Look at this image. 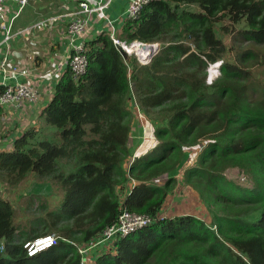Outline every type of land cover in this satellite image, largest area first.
Masks as SVG:
<instances>
[{
  "label": "trees",
  "instance_id": "16d2710c",
  "mask_svg": "<svg viewBox=\"0 0 264 264\" xmlns=\"http://www.w3.org/2000/svg\"><path fill=\"white\" fill-rule=\"evenodd\" d=\"M224 19L245 23L237 41L264 45V0H149L121 32L128 43L161 45L148 65L128 61L107 33L85 43L86 73L76 81L68 68L41 125L0 151V180L15 185L33 173L64 193L47 213L54 228L43 235H22L13 204L0 197V264H81L78 245L96 240L124 211L153 222L89 264H264V75L255 71L254 50H242L246 65L225 59L217 35ZM219 61L222 77L208 84V68ZM134 100L146 117L156 114L159 144L132 161ZM179 175L208 205L211 224L159 216ZM63 223L58 245L28 254L27 242Z\"/></svg>",
  "mask_w": 264,
  "mask_h": 264
},
{
  "label": "crops",
  "instance_id": "0c3cea01",
  "mask_svg": "<svg viewBox=\"0 0 264 264\" xmlns=\"http://www.w3.org/2000/svg\"><path fill=\"white\" fill-rule=\"evenodd\" d=\"M128 5L129 0H114L106 10L111 19L118 21L120 33ZM76 7L70 0H30L14 22L12 39L6 41L0 29V87L27 82L38 89L40 97L37 104L24 109L1 107L0 151L12 149L14 140L25 130L41 125V112L51 101L60 80L55 74L61 72L62 76L68 69L76 47L107 33L105 20L94 15L81 39L72 40L67 25L74 17L66 14L76 11ZM18 8L10 1L4 6L5 14L11 18Z\"/></svg>",
  "mask_w": 264,
  "mask_h": 264
},
{
  "label": "rangeland",
  "instance_id": "374dc122",
  "mask_svg": "<svg viewBox=\"0 0 264 264\" xmlns=\"http://www.w3.org/2000/svg\"><path fill=\"white\" fill-rule=\"evenodd\" d=\"M190 10L198 11L197 7L192 6ZM245 28V23L232 24L228 19H224L217 24V35L223 44L228 48L225 59L230 62L246 65L244 58L241 59L240 54L243 49H251L255 51L256 59L258 62L255 64V71L260 72V76L264 75V45H254L249 43H242L237 41V32ZM228 30L231 32L228 33ZM126 56V59L130 61L131 58L136 57L140 61L139 56ZM224 59V60H225ZM220 64L222 61H219ZM214 65L210 64L208 68L207 83L210 84L216 79L222 77V70L220 66L214 69ZM210 70H213L210 72ZM212 76L214 78L212 79ZM255 82V81H254ZM130 111L132 112L134 127L131 133V147L133 151V159L140 158L142 155L154 150L159 141L155 136L156 114L151 115V119L146 117L143 111L140 109L136 101H131ZM154 121V122H153ZM50 135V134H49ZM4 147V145H3ZM194 151H198L197 149ZM196 153V154H195ZM198 153L194 152L196 156ZM194 161L189 162V166L194 165ZM61 169L65 173H69L73 170L71 165L61 163ZM128 168V165L126 164ZM126 168V169H127ZM229 179H242L241 183L247 181L250 184V180L247 177H240L237 173L228 172ZM233 174H236L240 178H235ZM183 175L177 176L179 183L175 187L173 193L170 195L167 203L164 206V210L159 214L163 218H175L184 215H190L197 219L203 220L208 224L212 222V214L208 205L203 201L200 195L182 182ZM5 180H0V197L11 202L15 208V224L21 230L22 235H43L50 232L48 228H54L51 218L47 213L51 210H56L63 201L64 193L61 187L50 178L42 179L35 174L31 173L27 175L22 182L12 185L6 184ZM135 181H130L129 184H135ZM164 182L160 183L162 185ZM246 184V183H243ZM130 189V188H129ZM45 219V220H41ZM66 226L63 223L53 230V235L59 237L60 230ZM79 246V245H78ZM89 264V262H88ZM95 264V263H93Z\"/></svg>",
  "mask_w": 264,
  "mask_h": 264
},
{
  "label": "built area",
  "instance_id": "2783aa9c",
  "mask_svg": "<svg viewBox=\"0 0 264 264\" xmlns=\"http://www.w3.org/2000/svg\"><path fill=\"white\" fill-rule=\"evenodd\" d=\"M15 2L19 8L15 16L8 18L5 14L4 6L8 2ZM30 0H0V29L5 33V40L9 41L13 37V25L16 18L22 12L24 7ZM74 2L77 7L76 11H72L66 16L74 17V20L67 25V33L72 40L81 39L86 33L88 25L90 26V18L94 15L101 17L108 25L107 34L113 41L114 45L126 56H139L131 50L136 45H146L148 47H155L153 51L147 54V58H140L142 65H148L152 59L160 52L161 45L147 44L140 42L128 43L121 37L120 29L118 28V21L113 20L107 14V9L112 5L114 0H70ZM149 2V0H129V5L125 12V20H135L139 17L142 8ZM126 23V22H125ZM122 32V31H121ZM8 61V60H7ZM7 65V64H6ZM68 68L71 69L75 80L77 81L84 75L88 69V57L85 54V44L79 45L71 53ZM55 73V71H54ZM61 78V72L55 74ZM5 90L0 94V107H12L14 109H24L27 106L38 103L40 97L38 89L32 86L31 83H14L4 86ZM235 176V174H233ZM236 178V176H235ZM242 180H244L242 178ZM152 219L145 215H139L124 211L119 221L106 229L96 240L78 246V251L82 257L81 264L90 263L92 255L106 250L114 244L118 238H123L137 230L146 227L152 223ZM60 237L55 235H44L34 241L27 242L25 248L28 250L30 256H34L44 250L58 245ZM72 243V242H70ZM74 244V243H73ZM75 245V244H74Z\"/></svg>",
  "mask_w": 264,
  "mask_h": 264
},
{
  "label": "bare ground",
  "instance_id": "6f19581e",
  "mask_svg": "<svg viewBox=\"0 0 264 264\" xmlns=\"http://www.w3.org/2000/svg\"><path fill=\"white\" fill-rule=\"evenodd\" d=\"M155 47L151 46V47H148L146 45H136L132 50L131 52H135L139 55L140 58L144 59V58H147V54L150 53L151 51L154 50ZM214 65V64H213ZM218 66V65H216ZM213 70H210V72H212Z\"/></svg>",
  "mask_w": 264,
  "mask_h": 264
},
{
  "label": "clouds",
  "instance_id": "9594fccd",
  "mask_svg": "<svg viewBox=\"0 0 264 264\" xmlns=\"http://www.w3.org/2000/svg\"><path fill=\"white\" fill-rule=\"evenodd\" d=\"M216 65H218V67L220 66V68H221V64H220V62H218V63H215V66ZM213 82H211L210 84H212ZM44 251H46V250H44ZM43 252V251H42ZM38 254V253H37Z\"/></svg>",
  "mask_w": 264,
  "mask_h": 264
}]
</instances>
